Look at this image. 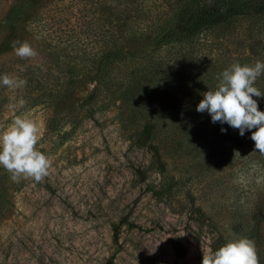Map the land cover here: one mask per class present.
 <instances>
[{"label":"rangeland","instance_id":"rangeland-1","mask_svg":"<svg viewBox=\"0 0 264 264\" xmlns=\"http://www.w3.org/2000/svg\"><path fill=\"white\" fill-rule=\"evenodd\" d=\"M62 1L9 0L0 14V41L11 29L0 57H17L12 42L27 41L23 28L36 13L49 23L62 19L49 38L74 44L60 56L59 86L69 68L76 74L88 68L94 48L83 56L98 46L71 36ZM118 45L124 50L99 73L101 93L89 103L82 104V97L91 82L63 106L53 96L26 102L19 89L2 87L0 127L16 115L34 120L38 150L52 164L39 183H14L7 173L0 264H202L210 245L241 237L255 241L264 264V184H256L255 176L247 187L234 183L252 163L264 167L258 150L251 154L256 129L241 137L238 129L196 111L224 70L264 62V14L238 16L157 49L142 38ZM51 85L48 77L45 95ZM254 86L264 94V73ZM21 98L23 108L10 110ZM253 99L264 111V96ZM145 127L149 138L140 144ZM148 146L156 149L161 171Z\"/></svg>","mask_w":264,"mask_h":264},{"label":"trees","instance_id":"trees-1","mask_svg":"<svg viewBox=\"0 0 264 264\" xmlns=\"http://www.w3.org/2000/svg\"><path fill=\"white\" fill-rule=\"evenodd\" d=\"M9 0H0V14ZM64 1V2H63ZM63 8L68 12L65 22L71 18L70 32L72 37H78L81 42H98L97 47L87 48V53L93 49V58H89L88 68L80 74L72 72L69 68L66 77L67 82L59 85L57 80L62 68L61 57H66L72 47L71 41L64 43L51 41L49 33L54 32L53 24L59 25V19L41 18V12L36 13L24 25L26 40L37 42L41 48L34 58L24 59L19 57H0V76L9 74L27 81V84L19 89L21 97L26 102L35 103L45 98H52L56 103L63 106L72 96L73 92L82 93L87 91L86 82L94 83L88 92L82 97V104L89 103L101 93L98 75L106 67L110 58L120 54L123 49L118 44L128 39H146L151 44V49H157L161 45L191 39L197 36L203 29L227 24L231 19L238 16H259L264 14V0H63ZM60 12H57L59 15ZM36 19H38L36 21ZM62 21V23H63ZM13 29V28H12ZM11 31V29H10ZM10 31L2 37L0 46L10 41ZM76 40V39H75ZM116 43V44H115ZM87 45V44H86ZM94 45V46H95ZM86 49V46H83ZM124 50V49H123ZM86 52V51H83ZM0 56H3L0 54ZM35 59V61H34ZM68 63L72 60L68 58ZM38 62V63H37ZM72 65V64H71ZM23 68V71H21ZM75 74V75H74ZM50 75H54L50 76ZM65 77L64 74L61 75ZM51 79L55 85H51L46 93V79ZM69 89H66L67 86ZM3 85H0L2 91ZM17 91V90H16ZM9 92H7L8 94ZM52 93V94H51ZM6 94V96H8ZM82 96V95H81ZM149 136L147 127L144 134L140 135L138 142L144 144ZM151 152V163L158 170L163 169L159 155L154 147L148 146ZM138 175L140 171H136ZM8 174L0 167V219L5 217L8 200ZM224 243L218 240L210 248L218 250Z\"/></svg>","mask_w":264,"mask_h":264},{"label":"clouds","instance_id":"clouds-1","mask_svg":"<svg viewBox=\"0 0 264 264\" xmlns=\"http://www.w3.org/2000/svg\"><path fill=\"white\" fill-rule=\"evenodd\" d=\"M12 48L20 59L34 58L37 51L27 42L13 41ZM23 71V68H21ZM264 73V62L257 61L254 65L239 63L231 65L217 77L219 83L215 91H207L198 104L196 111L211 116L212 123L220 122L239 130L241 137L245 131L252 132L254 141L253 153L264 157V111L258 110L253 97H262L255 82ZM27 81L9 74L0 76V85L11 91L23 88ZM25 101L21 98L17 103L9 104L10 110L23 108ZM221 132H226L221 128ZM40 127L23 115H16L6 126L0 127V167L9 175L14 183L21 179L41 182L48 174L52 164L49 156L38 150ZM239 155V153H235ZM255 176L256 184H264V167L252 163L247 172L238 171L234 183L247 187ZM203 251V250H202ZM202 264H260L255 241L247 237L231 240L213 251H203Z\"/></svg>","mask_w":264,"mask_h":264}]
</instances>
